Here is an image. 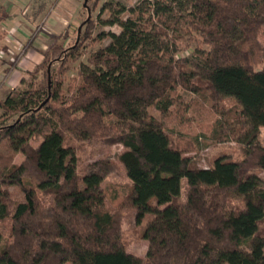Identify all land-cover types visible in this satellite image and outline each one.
<instances>
[{"label":"trees","instance_id":"obj_1","mask_svg":"<svg viewBox=\"0 0 264 264\" xmlns=\"http://www.w3.org/2000/svg\"><path fill=\"white\" fill-rule=\"evenodd\" d=\"M98 24L119 31L95 34ZM80 27L0 98V221L12 237L0 264H264V0H105ZM71 63L77 80L66 82ZM180 90L214 107L234 100V119L216 120L212 137L241 144V159L202 167L186 155L164 123ZM72 139L121 144L128 192L103 186L114 161L79 175ZM128 209L144 257L127 249Z\"/></svg>","mask_w":264,"mask_h":264},{"label":"rangeland","instance_id":"obj_2","mask_svg":"<svg viewBox=\"0 0 264 264\" xmlns=\"http://www.w3.org/2000/svg\"><path fill=\"white\" fill-rule=\"evenodd\" d=\"M27 1L29 0H10L8 2L21 5L22 3H26ZM95 1L96 0H87L86 4L87 6L93 8V3ZM97 1L98 3H96V8L93 10L90 9L91 18L97 17L99 7L105 0ZM119 1L129 6L136 0ZM44 2H47V10H51L52 7L59 2L55 12L65 15L67 18L76 20L79 19L78 27H80V23L88 16L87 9L84 6L85 0H32V4L29 5V8L32 7L30 9V12L33 13L34 9H37ZM13 11H16V9H14ZM107 16L108 15L106 13H101V17L103 19L107 18ZM98 30H111L114 32H118L119 28L117 26H103L98 24L95 34ZM76 33V31H73L74 37L72 38L70 43L74 41ZM259 38L260 41L264 43V27L259 34ZM107 42L108 40H105L102 45L106 44ZM99 45L100 44L98 43H94L91 47L93 49H96ZM191 51L192 47L180 52L179 55L191 56ZM60 55L61 52L59 51V53H56L54 56H52V58H59ZM54 66H56V64ZM76 66L77 63L70 64V70L68 71L66 82H74L77 80ZM29 80H32L31 75L29 76ZM26 84H28V81L24 83V86ZM16 89L14 88L12 90ZM64 89H66L65 85ZM179 94H181V98H177V102L170 108V114L168 115L164 123L169 127L174 128L172 130H168V133L173 138V140L181 141L186 155L190 157L192 161H194L198 166L202 167L209 166L211 161L215 157L220 155H226L231 159H241L244 156L243 147L241 144L231 139H221L220 141H218L216 138L212 137V132H214L215 130L214 125L216 120L221 119L225 121L228 118H230V120L234 119L231 114V112L235 111L234 109H236L237 107L234 100L230 98L223 99L214 107L212 106V102H207V98L203 95L193 94L183 90H180ZM220 110H223V112L220 113ZM156 116L160 119L158 113H156ZM257 141L260 144L264 145V126L260 127ZM32 144L36 146L38 144V141L33 140ZM71 144L75 148L77 156V171L79 175H82L87 169V166L96 160L114 161L117 164V169L106 175L103 186L111 185L117 187L120 190V193L123 195L128 192L131 182L126 176L124 168L118 162V155L123 150L121 144H108L98 140L80 141L76 139H72ZM21 158L22 156L18 155L15 158V161H20ZM259 175L264 178V173L260 172ZM10 190L15 193L14 198L16 201L22 199V194L16 187L11 186ZM186 190L187 183L186 180L183 179L179 201L185 200ZM42 198L45 203H48L50 201L49 197L42 196ZM10 225V219L8 218L0 221V232L2 235L0 249H2L4 245L12 241V237L10 234ZM121 227L125 233L126 238L128 240H131L127 245L128 251L133 252L140 257H144L147 249V241L140 237H135V234H133L134 232H136V228L134 211L132 209L126 210L125 216H123L121 220ZM140 228L141 227H137L138 232H140Z\"/></svg>","mask_w":264,"mask_h":264},{"label":"crops","instance_id":"obj_3","mask_svg":"<svg viewBox=\"0 0 264 264\" xmlns=\"http://www.w3.org/2000/svg\"><path fill=\"white\" fill-rule=\"evenodd\" d=\"M8 1L0 0V98L29 82L45 57L69 47L79 21L56 13L59 2L51 10L44 2L31 13L32 0L21 5Z\"/></svg>","mask_w":264,"mask_h":264},{"label":"water","instance_id":"obj_4","mask_svg":"<svg viewBox=\"0 0 264 264\" xmlns=\"http://www.w3.org/2000/svg\"><path fill=\"white\" fill-rule=\"evenodd\" d=\"M86 2H87V0H85V3H84V6H87V4H86ZM87 12H88V16H87V18L86 19H89L90 18V10L89 9H87ZM80 29H81V27H78V30H77V32H78V35H79V32H80Z\"/></svg>","mask_w":264,"mask_h":264}]
</instances>
